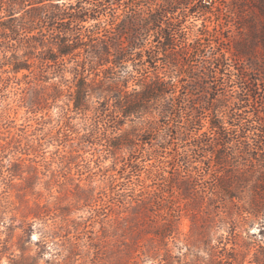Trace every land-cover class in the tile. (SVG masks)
<instances>
[{"label":"trees","instance_id":"16d2710c","mask_svg":"<svg viewBox=\"0 0 264 264\" xmlns=\"http://www.w3.org/2000/svg\"><path fill=\"white\" fill-rule=\"evenodd\" d=\"M179 1L150 0L146 7L132 2L127 17L125 0H0V82L19 72L29 83L60 78L53 89L61 92L62 82L72 88L70 110L83 114L86 138L104 135L114 156L123 150L134 153L135 139H141L134 123L146 133L154 124L160 129V118L172 116L171 133H183L179 140L184 143L168 156L148 152L163 168L151 163L149 183L124 193L129 216L141 217L138 229L149 236L142 243L136 235L122 242L112 264H126L139 254L154 264H264V126L256 125L245 109L250 92L222 93L233 81L230 75H217L209 88L216 96L205 100L200 91L208 88L201 76L173 74L182 67L170 64L190 52L188 36L180 40L169 27V13ZM124 23L126 36L119 29ZM211 55L215 66L227 65L222 56ZM242 79L245 90L247 78ZM120 161L114 169L119 176L112 175L110 184L126 186L118 179L129 177V168H140L131 154ZM155 198L157 214L140 228ZM182 213L190 220L191 237L204 245L202 260L182 259L171 251L168 238L177 232ZM254 222L260 223L259 238L248 231ZM10 258V264H37V257L24 250ZM52 264L75 261L66 256Z\"/></svg>","mask_w":264,"mask_h":264},{"label":"rangeland","instance_id":"374dc122","mask_svg":"<svg viewBox=\"0 0 264 264\" xmlns=\"http://www.w3.org/2000/svg\"><path fill=\"white\" fill-rule=\"evenodd\" d=\"M137 1L144 7L150 3L125 0L122 9L127 17L132 12L131 3ZM185 1L190 2L193 11L188 10ZM174 6L175 11L169 13V27L177 30L180 40L188 36L190 52L170 64L177 70L182 67L181 72L173 74L201 76L208 88L204 94L200 91L205 100L216 96L210 93V82L219 74L230 75L233 81L226 83L222 93L236 96L237 92H250V105L245 109L253 113L256 125L264 126V0H180ZM122 28L126 36L127 23L119 26ZM197 37L198 41L193 42ZM211 54L222 56L227 65L212 64L208 59ZM65 74L71 80V74ZM9 75L10 80L0 82V264H10V257L22 250L36 256L37 264L60 262L66 256L75 264H112L110 259L122 251V242L134 235L145 242L149 233L138 229L141 217L131 218V208L126 207L129 203L122 198L124 193L137 191L138 185L149 183L146 176L150 164H158L149 151L157 150L165 157L176 144L184 143L179 140L181 131L171 133L172 116L160 118V129L154 124L146 133L134 123L133 129L138 127L141 138L135 139L134 153L123 150L114 156L104 135L86 138L83 114L70 110L72 88L62 82L61 92L53 89L60 78L29 83L23 72ZM242 78H247L245 90ZM65 116H69V126L65 125ZM128 154L140 171L129 168L130 176L118 179L127 182L126 186L111 185L110 177L117 173L114 169ZM163 165L159 163L158 167ZM157 199L148 205L150 217L144 218L140 228L156 216ZM217 222L214 229L218 228ZM259 229L258 222L248 227L249 233L257 235ZM168 240L171 251L182 259L199 261L206 256L204 245L191 237L190 220L184 213L177 232ZM136 259L138 264H154L140 254L126 264Z\"/></svg>","mask_w":264,"mask_h":264}]
</instances>
